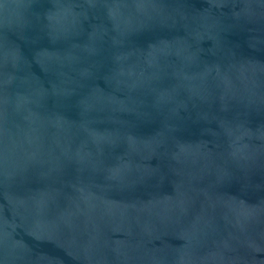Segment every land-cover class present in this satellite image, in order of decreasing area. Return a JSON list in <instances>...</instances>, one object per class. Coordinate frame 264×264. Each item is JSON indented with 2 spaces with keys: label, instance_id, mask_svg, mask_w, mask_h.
Returning <instances> with one entry per match:
<instances>
[{
  "label": "water",
  "instance_id": "95a60500",
  "mask_svg": "<svg viewBox=\"0 0 264 264\" xmlns=\"http://www.w3.org/2000/svg\"><path fill=\"white\" fill-rule=\"evenodd\" d=\"M0 264H264V0H0Z\"/></svg>",
  "mask_w": 264,
  "mask_h": 264
}]
</instances>
